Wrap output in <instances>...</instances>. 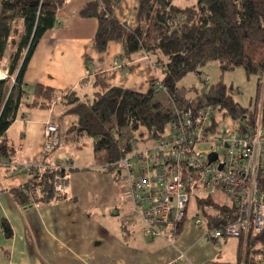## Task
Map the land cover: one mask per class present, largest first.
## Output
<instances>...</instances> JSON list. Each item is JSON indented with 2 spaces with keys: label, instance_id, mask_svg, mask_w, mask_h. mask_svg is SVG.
Wrapping results in <instances>:
<instances>
[{
  "label": "trees",
  "instance_id": "16d2710c",
  "mask_svg": "<svg viewBox=\"0 0 264 264\" xmlns=\"http://www.w3.org/2000/svg\"><path fill=\"white\" fill-rule=\"evenodd\" d=\"M119 1L94 0L85 7L86 15L98 22L94 48L103 52L109 41H117L125 62L143 52L158 67L160 76L145 92L112 87L96 91L86 100L76 89L63 92L37 83L28 90L23 81L39 38L57 23V11L67 0H0V64L9 42L15 45L8 67L12 78L0 79V165L14 153L6 131L21 104L43 109L64 105L61 116L75 117L66 131L88 136L97 155L103 150L106 172L113 171L118 179L123 172L119 161L132 149L127 130L139 131L152 141L163 140L167 125L180 111L190 108L196 113L206 106L213 108L211 119L217 125L215 119L225 115L234 120L248 115L252 122L260 113L264 120V0H194L185 6L174 0H138L134 28L114 15ZM14 33L19 34L17 40ZM209 61H217L222 72L240 67L247 78L256 77L261 90L259 112L235 100L232 85L227 86L221 76L194 99H184L177 80L189 72L200 74L198 69ZM118 136L124 139L121 144ZM50 152L43 153V160ZM32 171L24 185L11 189L15 198L25 203L32 189L39 191L41 201L60 197L55 195L52 182L56 174L66 177L63 167L43 162L40 169ZM256 183L257 194L264 193L263 167ZM219 193L221 201L212 194L196 200L198 207L211 209L202 214L209 229L235 221L240 214L237 202L225 199L223 189ZM182 223L173 227L174 234L180 232ZM1 227L10 237L11 228L4 219ZM239 239L237 263L264 264V227L258 234Z\"/></svg>",
  "mask_w": 264,
  "mask_h": 264
},
{
  "label": "crops",
  "instance_id": "0c3cea01",
  "mask_svg": "<svg viewBox=\"0 0 264 264\" xmlns=\"http://www.w3.org/2000/svg\"><path fill=\"white\" fill-rule=\"evenodd\" d=\"M93 1L67 0L58 9L57 23L42 34L27 62L25 89L37 83L63 92L76 89L88 100L94 92L112 87L145 92L160 76L143 52L125 62L117 41H109L103 52L94 48L98 22L85 11ZM137 7L138 0H120L113 12L134 28ZM9 62L0 65L4 77ZM49 111L21 104L6 131L14 153L0 165V264H238L239 238L212 239L187 214L171 241L143 237L124 185L113 171L106 172L104 155L93 148L84 160L74 156V148L63 153L65 162L55 159L59 155L53 158V152L43 160L44 126L53 121ZM71 133L76 132L65 128L60 137L69 138ZM43 162L63 167L68 180L65 194L41 201L39 191L32 189L29 200L21 203L11 189L24 185L32 169H40ZM3 219L11 228L10 237L3 233Z\"/></svg>",
  "mask_w": 264,
  "mask_h": 264
},
{
  "label": "built area",
  "instance_id": "2783aa9c",
  "mask_svg": "<svg viewBox=\"0 0 264 264\" xmlns=\"http://www.w3.org/2000/svg\"><path fill=\"white\" fill-rule=\"evenodd\" d=\"M212 114L210 106L196 113L183 109L167 125L163 140L152 141L146 149L119 161L123 167L120 182L143 223L146 238L159 236L171 241L177 222L186 217L190 198L206 197L220 189L225 199H234L241 208L235 221L209 229L206 220L196 214L192 216L194 224L205 227L212 239L240 238L262 231L264 193L257 194L256 178L264 168V120L260 113L252 122L245 115L219 133ZM210 140L216 141V147L202 149ZM59 142L58 124L48 121L42 153L54 150ZM212 153L216 157L210 161ZM67 184L65 176L56 174L52 182L55 195L62 197Z\"/></svg>",
  "mask_w": 264,
  "mask_h": 264
},
{
  "label": "rangeland",
  "instance_id": "374dc122",
  "mask_svg": "<svg viewBox=\"0 0 264 264\" xmlns=\"http://www.w3.org/2000/svg\"><path fill=\"white\" fill-rule=\"evenodd\" d=\"M193 2L194 0H174L175 4L181 5V6L190 5ZM12 37L14 40H17L19 37V34L14 33L12 34ZM14 49H15V45L12 44V42L10 41L8 44L7 52H6V58L2 61V65L10 60ZM3 67L0 66L1 75H2L1 69ZM198 72L200 74L195 73V72H189L185 76L177 80V87L179 88V91L181 92V95L184 97V99H194L195 96L201 93L204 86H208L209 84L216 82L221 76V78L223 79L224 83L227 86L232 85L233 87L232 93H233V97L235 100L240 102L243 106L250 107L251 109L256 107L257 111L259 112L260 106H261V90L259 89L258 80L256 79L255 76H251L247 78L244 71L240 67L222 72L219 69V65L217 61H209L205 65L201 66L198 69ZM8 75L9 74L7 71L6 77H11ZM21 109L25 111L23 107H21ZM63 110H64V105H61L58 103V105H54L52 109H50L49 113L52 114V117H51L52 120L56 122L57 124H59L60 127L62 126L65 129L70 125V123L72 122V120L75 119V117L74 116L62 117L61 114ZM218 121H219V124L217 125L216 131L219 133L223 132V130H225L226 128L231 127L237 123L236 120L231 119L228 115L223 116V118H220ZM63 128L62 130L61 129L59 130L61 135L64 133ZM66 136L67 134H65L64 137ZM126 136L130 137V140L132 142V149L127 154L129 156L133 155L137 151L146 149L147 146H149L152 143L151 139H146L145 137L139 134V131H136V130H127ZM216 136H218V134ZM62 137H60V142H59V145L56 147V149L51 151L53 152V158H55L54 156L59 155V158H55V159H61V160H64L65 162L66 160L63 158V153H67L68 149L74 148V153H73L74 156L77 153L78 158L84 160L85 155H88L90 150H92L93 148L92 147L93 142L87 136H84V138L80 139L76 133H71L69 135V138H62ZM75 137L79 139L81 144L77 143V140H75ZM118 139H119L120 144L124 140L123 138H121V136H118ZM82 143H85L86 146L84 147L81 146ZM81 147H83L82 151H80ZM211 147H216L215 140H210L208 143H204L201 146L202 149H206V150L210 149ZM98 153L99 155H103L104 152L102 150L101 152H98ZM79 159H78V162H81ZM102 161L104 160L102 159ZM212 195L215 197V199H218L219 201L223 200L221 198L222 195L218 191L213 192ZM196 200L197 199L194 196L190 198L188 205H187V217H192L196 214L199 217L200 216L202 217L204 210H208L209 212H211V209L208 206H205L204 208L198 207ZM136 225H137L136 226L137 229H140L141 231V233L140 232L139 233L142 234L143 237H146L143 223L139 217L137 219ZM156 237H159V236H156Z\"/></svg>",
  "mask_w": 264,
  "mask_h": 264
},
{
  "label": "water",
  "instance_id": "95a60500",
  "mask_svg": "<svg viewBox=\"0 0 264 264\" xmlns=\"http://www.w3.org/2000/svg\"><path fill=\"white\" fill-rule=\"evenodd\" d=\"M215 157H216L215 154L212 153V154L209 155V160L211 161V160L215 159ZM220 168H221V165H220Z\"/></svg>",
  "mask_w": 264,
  "mask_h": 264
},
{
  "label": "bare ground",
  "instance_id": "6f19581e",
  "mask_svg": "<svg viewBox=\"0 0 264 264\" xmlns=\"http://www.w3.org/2000/svg\"><path fill=\"white\" fill-rule=\"evenodd\" d=\"M1 77H4V76H1Z\"/></svg>",
  "mask_w": 264,
  "mask_h": 264
}]
</instances>
